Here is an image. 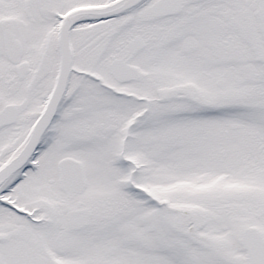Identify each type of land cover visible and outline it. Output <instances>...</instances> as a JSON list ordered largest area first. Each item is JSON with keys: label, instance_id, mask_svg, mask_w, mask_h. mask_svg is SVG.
<instances>
[{"label": "snow or ice", "instance_id": "6c2138e0", "mask_svg": "<svg viewBox=\"0 0 264 264\" xmlns=\"http://www.w3.org/2000/svg\"><path fill=\"white\" fill-rule=\"evenodd\" d=\"M0 264H264V0H0Z\"/></svg>", "mask_w": 264, "mask_h": 264}]
</instances>
